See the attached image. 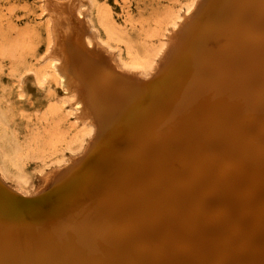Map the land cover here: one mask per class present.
<instances>
[{"label":"rangeland","instance_id":"1","mask_svg":"<svg viewBox=\"0 0 264 264\" xmlns=\"http://www.w3.org/2000/svg\"><path fill=\"white\" fill-rule=\"evenodd\" d=\"M193 2L194 0H0V115H4L3 126L0 128V179L4 181V186H9L24 197H39L44 191H52L51 189H55V187H57L56 190H59L57 192L59 193L58 205V201L56 205H51L56 200L36 201L27 206L30 208H24V214L16 220L17 222L11 220H8L10 221L8 222L0 215V257H9L8 254H10L13 255L12 258L15 260L21 259L26 250L24 244L23 246L20 244L13 246L12 242L18 227L20 228V225L25 224L27 221L26 224L36 228L35 231H40L41 235L57 237L56 242H60L63 233L67 231L71 234L74 233V236L66 237L63 242L72 249L76 247L74 243L78 239H84L87 247L94 240L98 241L99 238L104 239L105 237L106 240L107 235L112 234L110 223L114 221L108 216L125 212L124 209H120L122 206H115L114 208L112 206L119 203L121 198L124 201L127 199H141L143 192L141 193L139 189H132L127 194L123 192L122 188L118 190L120 185L117 184V180L121 175L116 176L114 172H109V170L103 169L104 171L99 172V170L94 169V167L97 168V164H100V159L103 156H108V160L114 158L116 161L119 152L122 150L121 147L126 144L129 127L124 126V122H119L125 108L132 104L136 106L139 101L148 96L152 85L147 88L141 81L152 79L158 74L160 68L159 72L163 69L167 63L170 48H176L180 40L186 46L191 45L193 42L199 46L202 38L204 42L206 37H209L207 39V42H209L212 36L215 40L213 39V42L210 41L209 43L210 46L214 44V51H212L214 57L221 56L228 50L234 59L233 48H231L233 41L230 42L235 28L233 22L239 16L241 3L246 4L251 0H198L193 11L185 16L186 18L184 17L183 21L179 22L178 30L174 31L173 21L179 16L186 15L188 7ZM258 2L262 3L261 5L264 4L262 0ZM263 6H260V8ZM51 14L55 17L52 18ZM250 17L246 20L251 22L249 25H254L255 16ZM52 20L54 21L53 25ZM225 27H230L226 28L230 32L229 36L227 35L228 32H224L226 31ZM171 30L175 32V43L173 44L175 47L169 44L171 43ZM260 31L255 35V43H260L262 35L264 36ZM206 33L211 34V36H207ZM221 34L225 35L224 38H221ZM219 38L221 39L220 42ZM89 40L92 42L89 43ZM191 41L192 43L189 44ZM217 41L218 45L215 43ZM167 42L170 48L166 51L164 62L160 63L157 72L153 71L152 68H148L149 64L158 60V53L168 48V45L166 46ZM220 46L223 47V50L229 49L223 51ZM97 52L100 55L96 56ZM57 53L59 56H57ZM78 53L86 54L88 59H79L80 63L76 66L68 65L69 56L76 57ZM137 58L145 59L146 66L144 65V69L133 64L141 63L140 60H134ZM219 58L217 57V59ZM57 59L59 65H62V70L67 67L75 72L77 68L93 70L92 66L95 65L98 70L94 75L96 76L94 79L98 78L95 83L97 85L101 84L102 89L106 84L103 77L105 78L107 72L110 71L111 75H115L110 81L112 82L111 85L118 86L113 91L114 96H120V93L124 91L123 98H120L122 102L118 105L107 103L108 98L105 93L98 95V99L96 96L92 98L93 102L96 101L93 107L96 108L97 117L102 120L106 116V121L104 119L101 121V123H104L103 127L101 128V125L97 129L102 133V136L96 140V135L95 143L90 151V156L94 157L95 161L89 160L91 158L89 156L87 158L83 157L81 162L75 164L71 158L77 151V154H79L80 146L89 144L87 141L89 138L91 140V137L86 126L90 125H87L88 118L80 119L82 122L75 118L70 101L73 98L62 89L59 81L60 77L58 75L56 77L53 70V64ZM200 60V58L197 60L198 66L202 67L203 63ZM128 63L134 65V68L127 65ZM162 63H164V66ZM99 64L101 66H96ZM141 65L143 64L141 63ZM218 66L212 68L213 72ZM228 66H224L223 70L228 72ZM146 69H148L146 71L148 73L145 72ZM118 70H120L119 74H116ZM168 70L169 67L165 66L163 72L166 73ZM196 71L199 74L202 72L197 69ZM216 72L218 73L213 75L209 73V76L203 78V82L213 84L210 81L219 80L217 75L220 77V75L226 73H223L222 70ZM51 73H54L53 76ZM177 73L178 69L173 71L172 76ZM9 76L13 77L10 78ZM140 77L141 81L138 80ZM17 78L20 79L17 80ZM165 80V78H161L155 84L164 89L167 85V80ZM128 85L130 89L124 90ZM258 86L261 87L256 82L253 94H255V97L260 94V99L264 100L262 89L259 90ZM201 89L203 96L200 100L209 93L206 89ZM46 90H48V93L51 90V93L48 94ZM44 94L47 96L45 97ZM117 98L119 100V97ZM8 100L10 101L8 102ZM61 115L63 116L61 117ZM245 124L244 132H251L246 138L247 141L256 140L258 137L264 139V119H262V116H250ZM99 128L101 129L99 130ZM85 139L88 140L85 141ZM202 142L203 146L209 144V147H211L216 143V140L210 133L204 137ZM256 144L255 141L254 150L256 147L258 148L255 152L261 153L260 155L263 156L264 144L262 147ZM108 149L111 152H107ZM197 161L203 160L198 159ZM90 162L91 164L88 165L87 163ZM73 164L75 165L73 166ZM115 165L117 166V163L111 167ZM184 167L187 168V164ZM181 169L182 166L179 162L175 170L181 171ZM58 172L61 173L57 175ZM93 173L98 177L94 178ZM73 174L74 177L79 175V178L76 179L79 183L80 178H85L88 175L92 176L91 179H98V181L92 187L89 186L91 183L88 181L80 183L77 192L78 183L75 179H72ZM64 177L68 180L63 179ZM221 177L222 174L218 173L212 178L219 183ZM179 186L182 187V192L190 193L186 181L180 180ZM262 191L264 190H259L258 193ZM173 193L166 192V196L172 197ZM187 193L180 192L178 195H186ZM224 193L221 189L213 192L208 188L201 200L192 197V199H195L193 201L188 198L190 200L186 201V208L183 207V211L174 213L176 217L181 219L180 225L184 228L182 233L179 227L174 230L177 233L179 232L178 237L197 238L198 234L206 237L208 245L210 242H215L214 248L212 245L208 247V253L213 252L217 257L219 256V250L217 249L220 247L217 243L221 242L224 236L215 240L213 234L222 232L225 235L224 230L227 229L228 221H223V217H226L229 213L234 214L235 219L241 213H244L247 217L255 214L254 208L251 207L255 203V200L251 199L253 193L247 195L244 199L241 198L244 204L239 208L236 207V209L228 207L229 205L226 204L228 200L222 202L224 195H227ZM12 200L15 199L12 198ZM107 209L110 210L109 213H107ZM89 214L95 216H92V221H87L85 218ZM199 215L201 218H197ZM77 217L80 219H77ZM121 218L114 225L113 231L118 230L119 233L126 235L125 241L127 240L130 250L145 248L149 255L147 259L149 264L154 258H159L161 264H174L166 252L171 251L176 257L179 255L186 257L185 255H194L197 251L190 246L191 243H188V245L182 244L177 239L172 243L166 242L164 240L167 232L165 229L166 224L163 221L151 218L150 214L143 216L147 220V226L144 228L142 235H138L137 232L131 233L132 223L130 217ZM190 219L197 221V224L193 222L191 229L189 228L192 221L188 224ZM255 221L253 225L258 223L257 220ZM232 222H234L233 219ZM263 236L264 231L255 230L253 239H255L256 247H259L258 241ZM146 238L151 239V242L149 243ZM229 239L230 243L232 242L230 247L236 255L243 254L245 259H249L247 253L249 251L255 252L254 247L249 249L248 247L235 245L237 242L241 243V240L245 239L244 237L232 234ZM260 246L262 247L260 254H262L264 252V242ZM108 249L110 253L112 249ZM66 256V254L61 255L54 264H72L70 259L69 261L66 260ZM197 259L194 257L187 260L186 264H201V262L196 261Z\"/></svg>","mask_w":264,"mask_h":264},{"label":"bare ground","instance_id":"2","mask_svg":"<svg viewBox=\"0 0 264 264\" xmlns=\"http://www.w3.org/2000/svg\"><path fill=\"white\" fill-rule=\"evenodd\" d=\"M197 1L198 0H194L188 7L186 15L179 16L173 21L174 31L179 27V22L183 21L184 17L193 11ZM258 1L259 0H251V2H246V4L241 3L242 7L239 10V16L236 18V21L233 22V24H235L233 27L235 28L234 33H232V38L230 37V42L233 41L231 48H233L232 52L234 59L231 57V53L228 50L224 54L220 53L221 56H217L220 57L219 59H217L216 56L214 57L212 54V51H214V44L210 46L209 43L214 38H212L211 34L206 33L207 36H211L210 41L206 45L201 47V45L197 46V44L193 42L194 45L188 46L189 51L187 54H185V50V55L177 59L176 68L179 66L178 73L174 74L172 77L181 76V79L185 77L186 79L183 81L181 80V83H174L172 79L170 82L167 80V85H165L164 89L155 84L157 81L156 79L152 80L154 84L150 87L148 96H145L144 100L139 101L136 106L132 104L133 106L130 105L125 108L119 122H124L123 125L129 127L126 144L121 147L122 150L119 152L116 161L114 158L108 160V156H103L100 159V164H97V168L94 167V169L99 170V172L109 170V172H114L116 176L121 175L117 180V184L120 185L118 190L122 188L123 192L127 194V192L132 189H139L141 193L143 192V195L141 199L135 200L127 199L124 201L121 198L119 203L112 206V208L115 206H122L120 209L125 210L124 213H119L118 215L110 214L108 216L114 220L110 223L112 234L107 235L106 240L105 237L104 239L99 238L98 241L94 240L88 247L85 246L86 242L84 239H78L74 243L76 247L72 249L67 247L63 242L66 237L70 235L74 236V233L71 234L67 231L63 233L60 242H56L57 237L41 235L40 231H35L36 228L26 224L28 221L26 222L24 220L26 223L21 224L20 228L18 227L17 233L13 237L12 245L15 246V244H17L18 246V244H20L23 246L24 244L26 248L25 253L22 255L21 259L18 260L13 259V255L11 256L10 254H8L9 257L1 256L0 264H54L55 261L59 260L60 256L64 254L67 255L66 260L69 261L70 259L72 264H149L147 262L149 255L145 248L137 250L131 249V251L128 248L129 244L127 240L125 241L126 235H124V233H119L118 230L113 231L114 225L122 219L121 217H130L132 223L131 233L137 232L138 235H142L144 228L147 226V220L143 218L146 214H150L151 218L163 221V223L166 224L165 229L167 232L164 236L166 242L172 243L177 239V241L182 244L188 245V243H191L190 246L197 250L195 251L196 256L195 254L185 255L186 257L180 255L176 257L171 251L166 252L167 255L171 257L174 264H186L187 260H191L194 257L198 258L196 261L201 262V264H264V252L260 254V249L262 248L260 244L264 242V236L258 241L259 247H256L255 239H253L255 230L264 231V191L258 193L259 190H264V155L262 156L260 155L261 153L255 152V150L258 149L257 147L254 150L255 141L257 143L256 145L262 147L264 139L262 140L258 137L256 140L247 141L246 138L251 132H244L246 120L250 116L256 117L260 115L262 119H264V100L262 98L260 99V94L258 97H255V94H253L256 82L261 86H258V89H262V94H264V36L262 35L260 43H255L256 33L261 30L264 34V4L261 5V1ZM260 6L263 7L260 8ZM51 16L52 18L55 17L53 14H51ZM250 16H255L256 21L254 25H249L251 22L246 20L247 18L250 19ZM53 24L54 21L52 20V25ZM226 28L228 29L230 27H225V29ZM227 29L224 32L227 33ZM174 31L171 30L170 32V46L175 43ZM229 33L230 32H228L227 35ZM197 35L196 37L198 38ZM223 36L225 35H222L221 38H224ZM207 39H209V37H206V40ZM220 40L219 38V42ZM91 42L92 41L89 40V43ZM168 42L166 44L168 48L158 53V60L149 64V67L147 66L148 68H152L153 71L157 72L160 68V63L166 57L167 49L169 50L170 48ZM191 43L192 41L189 44ZM215 43L218 45V41ZM230 44L229 47L231 46ZM221 48L223 50V47ZM171 49L172 48H170V50ZM226 49L223 51H226ZM222 50L220 51L222 52ZM99 52H101V50ZM237 52L241 54L239 55ZM57 56H59L58 53ZM58 58L60 59V57ZM81 58L88 59L86 54L80 53H78L76 57L69 56L68 65L76 66L80 63ZM198 58H200V61L203 63V65L201 64L202 67L198 66L196 60ZM134 60H140L139 62L143 64L133 63L134 65L136 64V66L139 65L137 67L141 66L143 69L145 68V59L142 60L137 58ZM162 64L164 66V63ZM53 65L55 76L57 77L58 75L60 77L59 81L62 85V89L73 98V101H70L72 106L71 110L74 111L75 118L79 121H81L80 119L88 118L87 125H90L86 127H88L87 131L90 134L91 140L90 138V141L85 139L89 144H87V146H80L79 154H77V151L76 154L71 157L75 164H77L82 161L83 157L87 158L91 155V147L95 143L96 135L100 132L97 131V129L101 125V128L103 127L104 123H101L103 119L106 121V116L103 117L102 120L97 117L96 108L93 107L96 101L93 102L92 98L96 96L98 99V95L100 96L102 93H105L108 98V102L106 101L107 103H115L118 105L122 102L120 98H123L124 91L120 93V96H117L119 100L114 96L113 91L118 86L111 85L112 82L110 81L115 75H111L110 71L107 72L105 78L103 77L106 81V84L103 86L104 89L101 88V84L97 85L95 82H97L98 78L94 79V77H96L94 75L98 70L95 65L92 66L93 70H82L81 68H77L76 72L72 71L71 68L68 69V67L62 70V65H59L58 59ZM127 65L134 68V65L130 63ZM217 65L219 66L213 72L212 68ZM227 65H229L228 72L223 70L224 66ZM96 66L101 65L99 64ZM84 67L86 69V65ZM196 69L202 72L199 74ZM217 70H222L223 73H226L220 75V77L217 75L219 80L214 79L210 81L213 84L203 82L204 77L207 75L209 76V73L211 75L218 73L216 72ZM119 71L120 70H118L116 74H119ZM146 71H148V69H146L145 72ZM169 73L168 76L170 77V75L173 74V70ZM51 74L53 76L54 73ZM9 77L11 78L13 76ZM167 78L168 77H165V79ZM19 79L17 78V80ZM138 80L141 81V77L138 78ZM47 84L49 83L47 82ZM144 86L146 87V85ZM128 88L129 85L124 90ZM201 88L209 92L202 100H200L203 96ZM48 90H46L47 93ZM49 93H51V90ZM46 96L47 95H45V97ZM9 101L10 100H8V102ZM66 101L68 102L69 100ZM11 108L14 109L12 106ZM3 116V114L2 116L0 115V128L3 126ZM62 116L63 115H61V117ZM101 128H99V130ZM210 133L216 140V143L211 147H209V144H205L204 146L206 147H204L202 141L204 137ZM98 138L99 137H97L96 140H98ZM205 141L207 142V140ZM112 151H114V149H112ZM107 152H111L110 149H108ZM132 152L134 153L132 154ZM90 159L95 161L94 157L89 158V160ZM198 159H202L204 162H198ZM102 162L104 163L103 165ZM179 162L182 169L181 171H176L175 168ZM115 163H117V166L111 167ZM75 164H73V166ZM185 164H187V168L184 167ZM60 173L61 172H58L57 175ZM218 173L222 174L219 183L212 178ZM92 176L94 178L98 177H96L95 173H93ZM92 176L88 175L85 178H80V183L82 184L88 181L91 183L89 184L90 187L95 186L98 179H91ZM78 178L79 175L72 179L76 180ZM63 179L68 180V178L65 177ZM180 180L186 181L188 185L187 189L188 191L190 190V193L186 191L182 192V187L179 186ZM76 183H78L76 187L78 192L80 183L78 181ZM208 188L213 192H216L218 189L223 190L227 194V197L224 195L222 202L228 200L226 203L229 205L228 207H234L235 209L244 204L241 198L244 199L251 193H253L251 199L255 200V203L251 205L255 210V214L247 217L244 213H241V215L235 219V217H233L234 214L229 213L226 217H223V221H228L227 229L224 230L225 235L222 234V232L213 234V239L215 240L224 236L223 240L217 243L220 245L217 249L219 250L218 257L213 254V252L208 253V247L212 245L214 248L215 242H210L208 245L206 237L200 234H198L197 238L194 237L196 238L195 240L193 237L179 238V232L177 233V231H174L177 227L180 228L181 233L184 231V228H182L183 226L180 225L181 219L176 217L174 213L183 211V207L186 208V201L192 199V197L201 200ZM166 192H174V195L172 197H167ZM180 192L187 194L178 195ZM195 199L192 200L194 201ZM2 200L4 205L2 204L1 206L2 209L4 208V213L1 216L7 221L11 220L17 222L7 217L5 211H12L11 209H16L18 211L19 208L22 209L21 205L17 203L18 201L12 200L10 197H5ZM1 202L0 199V203ZM77 206L79 207L78 204ZM109 211L110 210H108L107 213H109ZM200 215L197 218H201ZM92 216L93 214H89L85 218L87 221H92L93 217H95ZM77 219L80 218L77 217ZM232 219L234 222H232ZM255 220H257L258 223L253 225L256 222ZM190 221L192 222L190 223ZM193 222L197 224V221L190 219L188 222V224L190 223L189 229L193 227ZM232 234H237L245 238L241 240V243L237 242L235 245H241L249 249L254 247L255 252L249 251V253H247L249 259H245L243 254L236 255L232 251L230 247L232 242L230 243L229 239L232 237ZM146 239L149 243L151 242V239ZM108 248L112 249L110 253ZM87 253L89 254L87 255ZM159 260V258H154L150 262L151 264H161Z\"/></svg>","mask_w":264,"mask_h":264},{"label":"water","instance_id":"3","mask_svg":"<svg viewBox=\"0 0 264 264\" xmlns=\"http://www.w3.org/2000/svg\"><path fill=\"white\" fill-rule=\"evenodd\" d=\"M202 40H203V38L200 40L201 47H203L204 45H206L208 43L207 40L204 41V42ZM191 45H194V44L192 43ZM188 49H189V47L184 45V42H179L177 47L172 49V50H170V52H169L167 63L165 64V66L169 67L168 72H166V73L163 72L164 67H165L164 66L163 69L160 72H158V74L155 77H153L152 79H149V80L141 81V82H143L144 85H146V87H148L149 85L154 84L152 80H155V79L159 82L161 78L164 79L165 77H168L166 80H169V79L172 78V82H174V83L175 82L179 83L181 80L185 79V78L181 79L182 78L181 76L172 77V75H171L169 77L168 75L170 74L169 72H171L172 70L174 71L175 69L177 70L179 68V66H177V68H176L177 59L180 58L182 55L187 54V52L189 51ZM185 50H186V52L184 54ZM99 54L96 53V56H98ZM192 55H195V54H192ZM196 60H198V59H196ZM110 67H112L114 69V67L112 65H110ZM101 136H102V133L99 132L97 137L100 138ZM87 164L90 165L91 162L87 163ZM72 176L74 177V174ZM56 188L57 187H55V189H51L52 191H44V193H42V195H39V197L30 198V197H24V196L20 195L19 193H17L13 189H11L9 186H7V187L4 186V181L0 179V199L2 201L0 203V215H3V213H4V210H3L4 208L2 209L1 205L3 204V200L2 199L5 198V197H10L11 199L14 198L16 201H18L17 203H19L21 205V207L23 208V209H21V208L18 207L20 211L19 210L17 211L16 209H11L12 211H5L6 216L11 218V219H13V220H18V218H21V216L24 214V208H30V207H27V206H29V204L32 205L36 201L44 202L47 199L48 200H53V201L56 200L53 204H51L52 206L56 205L57 201L59 200V198H58L59 197V193H57L59 190L58 189L56 190ZM66 195H69V194H66ZM58 204H59V201H58L57 205ZM59 207H60V205H59Z\"/></svg>","mask_w":264,"mask_h":264}]
</instances>
